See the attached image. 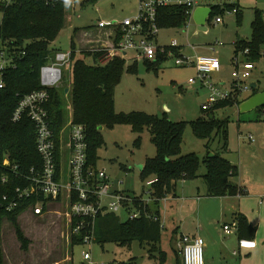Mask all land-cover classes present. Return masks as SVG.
<instances>
[{"label": "rangeland", "instance_id": "rangeland-1", "mask_svg": "<svg viewBox=\"0 0 264 264\" xmlns=\"http://www.w3.org/2000/svg\"><path fill=\"white\" fill-rule=\"evenodd\" d=\"M5 1L11 2V0ZM62 1L66 4L67 18L65 28L51 44V50L56 53H69L72 49V39L78 42L81 33L89 32L99 22L120 23L127 18L135 17L138 11V0H96L94 3L90 0ZM234 3L242 11L241 16L226 11L221 16L224 23L219 25L214 24L215 16L207 22V32H200L196 23L192 21L189 29H162L158 35V46L170 47L174 41H177L181 46L180 55L184 57L206 56L219 59L220 72L213 74L207 82L223 91L230 90L234 83L232 75L237 58L235 44L239 41H252L253 23L257 13H261L264 21V0H214L213 6L224 8ZM3 16V13H0V25ZM262 54L263 57L256 63L257 69L252 80V83L258 84L260 91H264V48ZM135 56L134 53L130 54V58ZM238 56L240 62H246L242 53ZM176 59L177 57H172L161 60L155 67L140 61L137 65L138 71L135 73H129L127 71L129 66H126V72L115 91L116 112L118 114L141 112L173 123L208 120L212 114L217 122L226 124L229 151L224 157L240 167L241 177L237 181H241L244 176L250 184L252 198H242V206L257 228L254 242L257 241L259 247L251 254L244 252L236 257L233 253L239 252L238 245H227L225 252L219 253L217 247L208 248V242L204 239V261L205 264H264V126L259 127L258 131L248 130L246 126L247 123L259 124L258 121L262 120L261 112L258 109L248 114H240L236 107L231 106L204 112L202 106L209 98L207 87L201 81L191 85L189 81L198 77L196 69L192 66L177 67ZM86 62L94 63L90 58L86 59ZM71 69L65 71V82L62 87L71 83ZM249 95L251 94L243 95L241 101L247 99ZM101 133L104 146L98 151V168L108 173L118 191L145 200L150 206L155 204L154 189L148 187L147 183L156 177L150 175L144 178L142 174L147 161L157 156V148L150 129L145 128L138 134L129 124H117L112 129H102ZM250 134L256 139V147L244 151L246 147L250 148L248 143ZM207 143L208 141L198 138L189 125L184 135L183 153L196 154L203 158L207 151ZM223 147V134L220 136L215 134L211 144L213 152L220 153ZM241 159L242 161L244 159L243 168L240 164ZM206 172V168L203 167L197 179L177 182V195L184 201L181 202L176 214L167 213L170 210L167 208L170 204L168 200L174 197L175 190L166 194V197L160 201L162 216L168 215L167 224L162 228L158 244L159 250L166 254L164 262L161 261L158 251L151 252L152 244L142 245L139 242L126 246L116 243H107L104 246L94 244L92 247L94 262L96 264H178L175 253L177 238L181 233L185 236L194 235L193 232L199 231L204 222L206 225L211 220H213L211 229L218 246H221L222 242L226 243L228 236L224 234L223 221L226 222L231 218L221 220L217 211L212 210L205 209L199 212L198 197L202 198L201 202L207 200L208 186L203 177ZM185 186H187L186 190L183 189ZM246 188L249 191L247 186ZM188 200L189 204L182 211L184 202ZM63 212V208L52 206L48 214L35 216L32 211H27L20 217L19 222L24 234L31 241L27 252L22 250L12 225L6 222L3 232L6 263L83 264L82 253L89 248L74 245L70 227L62 216ZM119 218L122 222H126L128 217L122 213ZM187 222V226L184 227Z\"/></svg>", "mask_w": 264, "mask_h": 264}, {"label": "trees", "instance_id": "trees-1", "mask_svg": "<svg viewBox=\"0 0 264 264\" xmlns=\"http://www.w3.org/2000/svg\"><path fill=\"white\" fill-rule=\"evenodd\" d=\"M96 0H90L94 3ZM233 8L227 5L213 7L210 18L219 17ZM0 13H3L0 25V38L4 42L12 43L18 50L26 52L24 59L18 62L15 70L8 71L6 88L0 90V196L12 194L17 187L24 186L21 179L11 177L8 170L2 165L5 160L19 165L20 171L30 174L32 169H42V159L36 147V128L32 121L25 117L21 122L14 123L13 115L18 108L20 98L35 91L42 90L40 82L41 68L48 65L55 58L51 44L56 41L66 25L67 10L63 1L53 0H0ZM242 11L237 14L241 16ZM162 29L182 28L187 15L184 9H161L159 14ZM236 54L249 49L248 60L255 63L263 57L264 48V21L261 13H257L253 23L252 41H239L235 44ZM76 42L72 40L73 64L71 69L72 80L68 85L50 90L51 101L48 105L55 130L60 132L66 122L73 117L74 123L84 125L87 129L90 162L93 166L98 164V151L104 146L102 129H112L117 124H129L133 131L140 134L145 128L150 129L153 142L157 148V156L148 160L143 167V177L154 175L158 183L153 186L155 204L149 205L147 211L151 216L158 217L160 201L166 194L176 188L180 180H194L199 177L203 167L206 168L204 179L208 186V196L212 198L237 197L243 195L242 188H238L233 180L240 177V168L231 164L225 157L229 151L228 132L226 124L215 119H199L195 122L173 123L167 119L141 112H116L115 91L126 72V62L116 58L108 64L99 63L107 56V52H76ZM176 54V51L174 50ZM92 59L93 64L86 62ZM149 65L155 67L160 64ZM135 73V68L127 69ZM65 80H63L64 84ZM69 90L68 93L66 91ZM261 92L257 89L254 95ZM233 107V102L221 103L215 107L220 110ZM214 109V110H215ZM212 112V111H211ZM212 116V114H210ZM194 134L208 141L206 150L208 156L200 158L196 154L183 155L184 135L188 126ZM223 134V151L210 157L213 137ZM5 176H10L9 184H3ZM136 199L137 207L140 201ZM36 204V200L28 201L19 209L8 213L0 210V264H7L3 246L4 225L9 222L16 234L18 242L24 252L29 251L31 241L25 236L20 225V217ZM143 208V207H142ZM239 236L241 241H254L257 233L255 228L242 214L238 216ZM162 224L143 217L137 221L122 222L117 215H107L99 218L96 225L95 244L104 246L107 243H116L121 246L133 242L152 244L151 252H159L164 262L166 254L159 250ZM82 238L74 239V245H80ZM178 264H183L179 253H176Z\"/></svg>", "mask_w": 264, "mask_h": 264}, {"label": "built area", "instance_id": "built-area-1", "mask_svg": "<svg viewBox=\"0 0 264 264\" xmlns=\"http://www.w3.org/2000/svg\"><path fill=\"white\" fill-rule=\"evenodd\" d=\"M213 2L214 0H138L135 17L127 18L120 23H98L100 29L112 31L117 40L114 47L107 51V56L102 61L103 65L116 58L128 64H136L139 61L149 64L156 62L160 54L167 53L166 48L158 46V35L162 30L160 10L184 9L187 15L184 29H189L195 11L200 7H211ZM233 13L236 15L239 13L236 6L230 10V14ZM223 23L221 16L216 18V25ZM170 48L177 51L180 45L174 41ZM131 53L136 56L130 58ZM240 53L245 56L246 62L238 60ZM239 54L235 60L232 88L223 91L207 82L213 74L220 72L219 59L206 56L189 58L171 53L173 57H177L175 61L177 67L192 66L196 69L198 77L189 81L191 85L201 81L207 87L209 98L202 106L203 111L207 113L221 103L237 104L243 95L253 94L258 89V84L254 83L256 87L252 84L257 69L256 63L247 58L251 51L246 49ZM25 56L26 52L18 50L12 43L4 42L0 38V90L6 88L8 71L17 69L18 62ZM72 64L73 51L55 53V58L41 68L42 90L20 98L12 120L19 123L28 117L34 124L36 147L42 159V169L40 171L32 169L30 174H25L20 171L19 165L5 160L2 166L9 171L11 177L21 179L25 185L17 187L12 194L0 196V210L11 213L32 200H36V204L28 211H32L35 216L48 214L52 206L63 208L62 216L70 227L72 238L78 240L82 238L81 244L77 246L89 248L82 253L83 264H96L92 247L96 241V225L99 218L107 215L119 216L122 213L127 215V221H137L146 217L158 222L159 218H153L147 211L149 206L147 201L138 199L141 208L137 207L136 197L118 191L108 173L91 164L87 129L84 125L75 124L71 116L60 132L55 130L54 121L48 110L51 101L50 90L62 86L65 71H69ZM259 110L264 121V108ZM10 176L3 178V184H9ZM156 183L158 179L148 182L147 186L151 188ZM236 228L238 229V226L226 225L224 230L227 234H232ZM176 248L183 264H205L203 238L182 236Z\"/></svg>", "mask_w": 264, "mask_h": 264}, {"label": "crops", "instance_id": "crops-1", "mask_svg": "<svg viewBox=\"0 0 264 264\" xmlns=\"http://www.w3.org/2000/svg\"><path fill=\"white\" fill-rule=\"evenodd\" d=\"M226 6L224 8H226ZM231 6H233V7L236 6L239 9V11H241L237 4L234 3V4H231ZM213 7H215V6L200 7V8H211L213 10ZM194 15H195V13H194ZM223 15L224 14H221L220 16H223ZM210 18L208 19L207 22H210ZM193 21H194V17H193ZM184 26L182 28H179V29H184ZM200 32H202V31H200ZM80 35H81V37L78 39V42H76V47H77L76 52H77V54H80L81 52H91V53L92 52L98 53L100 51L107 52V51H110V49L112 47H114V45H115V43L117 41L116 37H115V34L112 31L107 30V29H100L98 27V24H96L93 29L89 30V32L81 33ZM170 47H164V48L167 49V53L164 54V55L160 54L158 60L156 62L152 63V64H156L159 61L165 60L167 58H172L173 56L171 55V53H174V51ZM180 50H181V46H180L179 50L176 51V54L175 53L174 54L175 55L180 54ZM71 51H72V49H71ZM102 61L103 60H100L99 63L103 65ZM139 62L136 63L135 65H133L131 63H129V64L126 63V66H129L128 69L135 68L137 70V65L139 64ZM145 63L147 65H152V64H149L147 62H145ZM252 84H254V83H252ZM253 95H254V93L249 95L248 98H250ZM247 99H245L244 101H246ZM244 101H240L239 103L235 104V106H233V107L237 108V110H238V112L240 114H241V112L239 110V106ZM70 117H71V114H70ZM211 117H213V116H211ZM213 119H215V118L213 117ZM258 122H260V123L257 124V125L256 124H252V123H250V124L247 123L246 124V126H248L247 129L251 130V131L252 130L258 131L259 127L264 126V121L263 120H259ZM251 136L253 137L252 140L250 139ZM259 139L261 140V136H259ZM248 141H249L248 143L250 145V148L246 147L244 151L253 150L256 147L255 145H256L257 142H256V139L254 138V136L252 134H250L248 136ZM210 153L211 154H209V156H211V155L215 156V154H216L215 152H213L212 148L210 150ZM183 155H184V153H183ZM207 156H208V152L206 151V153H205L203 158H205ZM243 161H244V159H243ZM243 161L241 159V162H240V164L242 165V168L244 167ZM229 162L231 164H233L231 161H229ZM235 166H237V165H235ZM97 167H98V164H97ZM204 176L205 175H203V177ZM240 177H241V170H240ZM240 177L237 178V179H234L233 183L238 188H242L243 189L244 193L241 196H237V197H230L229 196V197H224V198H212V197H209L208 194H207V197H206L207 200H205L204 202H201L202 198L198 197L199 206H200L199 207V212L200 211L202 212V210H205V209L208 210V211L212 210V211H217V213L219 214V217L221 216V220L229 219V217L231 218L230 220H228L226 222L223 221L224 222L223 223V231H224V234H226L228 236L227 242L226 243L222 242L221 246L220 245L218 246V242L216 241V237L214 236V232L211 229V225H212V221L213 220H211L206 225H205V222H204L203 223L204 225H202V228L199 229V231L193 232L194 235H188L190 237H201V238L205 239L208 242V248L210 247V248L214 249L215 247H217V249L219 250V253H224L225 249H227V245H238L239 252L235 251L233 253V256H236V257L241 256V254L244 253V252L251 254L253 251H256L258 249V247H259V244H258L257 241H255V242L254 241H247V240H242L241 241L240 236H239L238 216L240 214L246 216L248 218L249 222L254 226V223H253L252 219H250V217L248 216L249 213L242 206V198H246V199L252 198V193L250 191V184H249L248 181L245 180L244 176H243V178H241V181H237L238 179H240ZM155 179H157V178H155ZM235 180H236V182H235ZM177 186H178V183L176 184V188L174 189L175 190L174 197L172 199L168 200L169 201L168 203H170V204H168L167 208L170 209V210H168L167 213L169 215H171L172 212H173V214H176L178 212V209H179V206H180L181 202L184 201V199H181L177 195V193H178L177 192V190H178ZM246 186L248 187L249 191L247 190ZM183 189L186 190L187 186H185ZM207 193H208V191H207ZM237 198L240 199V200H237ZM215 201H217V202H215ZM189 202H190L189 200L184 202V207L181 208L182 211L185 209L186 205L189 204ZM200 202H201V204H200ZM203 216H204V214H202V217ZM157 218H159V221L161 222L163 227H164V225L167 224L168 215L165 214V216L164 215L162 216V207L161 206L159 207V215H158ZM203 219H204V217H203ZM187 224H188V222L185 223L184 227L187 226ZM232 224L235 225V226H238V229L236 228V231L233 232L232 234H227L225 232V230H224V227L226 225H232ZM185 232H190V231H185ZM181 236H185L184 233H181ZM181 236L177 238L176 243L179 241ZM237 241H238V243H237ZM251 245H253V246H251ZM176 246H177V244H176ZM175 253H177V248H175ZM209 258H211V257H209ZM213 259H214V257H213Z\"/></svg>", "mask_w": 264, "mask_h": 264}, {"label": "water", "instance_id": "water-1", "mask_svg": "<svg viewBox=\"0 0 264 264\" xmlns=\"http://www.w3.org/2000/svg\"><path fill=\"white\" fill-rule=\"evenodd\" d=\"M212 14L213 10L211 8H199L195 12L194 22L198 26L199 31L207 32L206 24ZM254 87H256L255 84ZM68 92L69 90L66 91V93ZM261 108H264V91L251 96L239 106L241 114H248ZM211 119H213V117H211ZM210 157L214 156L211 155Z\"/></svg>", "mask_w": 264, "mask_h": 264}]
</instances>
